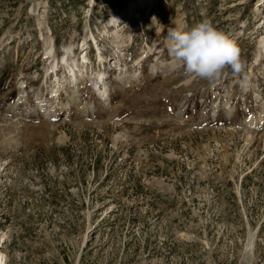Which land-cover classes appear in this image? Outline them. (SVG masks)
Here are the masks:
<instances>
[{
  "label": "rangeland",
  "instance_id": "374dc122",
  "mask_svg": "<svg viewBox=\"0 0 264 264\" xmlns=\"http://www.w3.org/2000/svg\"><path fill=\"white\" fill-rule=\"evenodd\" d=\"M204 19L243 75L176 68ZM0 237L4 264H264V0H0Z\"/></svg>",
  "mask_w": 264,
  "mask_h": 264
},
{
  "label": "clouds",
  "instance_id": "9594fccd",
  "mask_svg": "<svg viewBox=\"0 0 264 264\" xmlns=\"http://www.w3.org/2000/svg\"><path fill=\"white\" fill-rule=\"evenodd\" d=\"M168 50L178 69L191 80L216 84L230 70L241 76L247 61L241 48L211 20L204 19L191 28L168 31Z\"/></svg>",
  "mask_w": 264,
  "mask_h": 264
},
{
  "label": "bare ground",
  "instance_id": "6f19581e",
  "mask_svg": "<svg viewBox=\"0 0 264 264\" xmlns=\"http://www.w3.org/2000/svg\"><path fill=\"white\" fill-rule=\"evenodd\" d=\"M131 8V7H130ZM177 28V27H176ZM68 51V48H67ZM100 77V76H99ZM2 247H3V240L0 237V264H4L3 261H5L4 254L2 253ZM3 262V263H2Z\"/></svg>",
  "mask_w": 264,
  "mask_h": 264
}]
</instances>
